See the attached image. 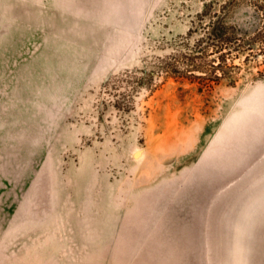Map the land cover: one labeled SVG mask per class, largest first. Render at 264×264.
Instances as JSON below:
<instances>
[{"label":"rangeland","instance_id":"374dc122","mask_svg":"<svg viewBox=\"0 0 264 264\" xmlns=\"http://www.w3.org/2000/svg\"><path fill=\"white\" fill-rule=\"evenodd\" d=\"M202 8L0 0V264H264V52Z\"/></svg>","mask_w":264,"mask_h":264},{"label":"trees","instance_id":"16d2710c","mask_svg":"<svg viewBox=\"0 0 264 264\" xmlns=\"http://www.w3.org/2000/svg\"><path fill=\"white\" fill-rule=\"evenodd\" d=\"M244 7H253V13L245 11L240 15V11L246 9ZM198 22V30L203 32L201 46L203 43L208 45L202 47L200 53L204 54L208 49L214 53L212 68L215 73L226 74L228 55H249L257 44L264 52V0H203ZM196 68L205 74L202 65Z\"/></svg>","mask_w":264,"mask_h":264},{"label":"water","instance_id":"95a60500","mask_svg":"<svg viewBox=\"0 0 264 264\" xmlns=\"http://www.w3.org/2000/svg\"><path fill=\"white\" fill-rule=\"evenodd\" d=\"M139 154H140V153H139V152H137V153H135V154H134V156H135V157H138V156H139Z\"/></svg>","mask_w":264,"mask_h":264}]
</instances>
